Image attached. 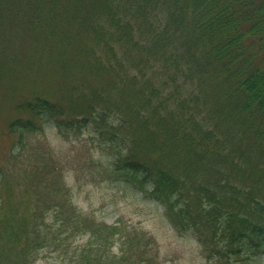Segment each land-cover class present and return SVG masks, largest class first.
I'll list each match as a JSON object with an SVG mask.
<instances>
[{"label": "trees", "instance_id": "16d2710c", "mask_svg": "<svg viewBox=\"0 0 264 264\" xmlns=\"http://www.w3.org/2000/svg\"><path fill=\"white\" fill-rule=\"evenodd\" d=\"M11 17L68 75L58 99L15 103L12 159L45 126L88 133L112 157L97 173L155 202L209 259L264 256V0H0V26ZM52 162L35 156L24 219L0 199V264L44 249L59 264H150L152 237L83 212Z\"/></svg>", "mask_w": 264, "mask_h": 264}, {"label": "rangeland", "instance_id": "374dc122", "mask_svg": "<svg viewBox=\"0 0 264 264\" xmlns=\"http://www.w3.org/2000/svg\"><path fill=\"white\" fill-rule=\"evenodd\" d=\"M10 19L0 26V167L3 171L0 199L9 222L14 217L24 219L26 209L31 206L32 186L42 179L33 173L38 154L53 160L51 164L66 181L74 205L83 212L105 224L120 220L152 237L148 244L153 257L150 264H218L215 258L209 259L207 248L190 231H176L155 202L129 186L118 185L112 177L97 173L92 161L96 165L107 164L112 157L88 133L65 137L53 127L45 126L28 139L31 150L22 154L21 159H12L14 140L7 134L6 123L17 117L15 103L35 94L58 99L66 93L68 75L46 57L37 60L38 45L32 42L23 20ZM55 53L57 50L53 48L48 56L55 58ZM82 242L83 239H77L72 243ZM35 264H59V260L56 253L44 249L37 253ZM233 264H264V256Z\"/></svg>", "mask_w": 264, "mask_h": 264}]
</instances>
